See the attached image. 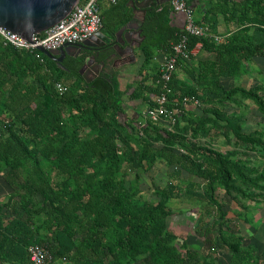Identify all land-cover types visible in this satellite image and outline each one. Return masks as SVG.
<instances>
[{"label":"trees","instance_id":"16d2710c","mask_svg":"<svg viewBox=\"0 0 264 264\" xmlns=\"http://www.w3.org/2000/svg\"><path fill=\"white\" fill-rule=\"evenodd\" d=\"M127 2L102 13L112 33L133 19ZM238 11L235 6L233 20L252 22L246 12L238 17ZM252 11L264 25V0H255ZM174 14L170 4L148 11L139 49L142 65L129 85H122L119 71L112 69L113 45L103 48L98 61L105 69L88 83L80 74L86 53L67 57L62 66L39 50L4 46L0 38V175L10 190L0 197V264H33L31 245L46 247L52 264H135L141 257L146 260L141 264L193 259L203 264L209 256L180 248L169 227L171 202L186 193L214 215L215 243L230 252L231 264H263L258 247L246 246L243 236L230 227L224 232L217 223H226L227 214L215 193L219 187L233 196L245 195L244 187L264 190V170H248L235 159L238 153L225 155L212 142L234 136L238 146L264 159V132L244 133L238 115L214 107L239 96L252 100L264 116V87L225 90L219 81L244 74L245 60L264 56V39L256 42L245 31L219 45L209 35L191 38V46L201 42L218 53L219 61L201 66L197 89L182 87L174 74L175 98L193 97L201 106L170 105L176 123L168 130L146 112L158 107L162 91L154 56L170 55L183 34L173 24ZM189 61L181 60L178 68ZM58 82L67 92L57 91ZM133 102L142 108L136 110ZM204 104L210 107L203 109ZM157 163L169 167L172 180L149 201L128 179L148 174ZM184 173L190 177L186 185L181 184Z\"/></svg>","mask_w":264,"mask_h":264},{"label":"crops","instance_id":"0c3cea01","mask_svg":"<svg viewBox=\"0 0 264 264\" xmlns=\"http://www.w3.org/2000/svg\"><path fill=\"white\" fill-rule=\"evenodd\" d=\"M136 1L142 0H128L127 6L131 8L133 18H134V10L133 4ZM157 1V0H155ZM190 7L193 9L194 17L197 22H199L202 26L208 29L209 36H211L214 40L215 45L222 44L226 41V39L231 38L238 32L245 31L249 36H253L256 42L264 39V35L262 34V30H264V25L259 24V22L255 21L257 15L255 12L252 11V5L255 0H187ZM169 4V2L165 3ZM163 5V4H159ZM158 6V5H157ZM238 7V17L244 16L246 12V17H250L252 22H239V18L233 20V9L234 7ZM111 5L104 4L102 6V12L106 13L109 11ZM136 19H142V14L138 13ZM139 22H135V25H138ZM173 24L178 27L179 29H183L185 25V17L182 14L175 13L173 15ZM213 24V25H211ZM211 25V26H210ZM217 38L220 40H217ZM246 44V42H244ZM193 51L192 57L187 64H183L179 66L175 80L181 84L184 88H195L197 89L198 84L195 81L198 79L201 81L199 77L202 72H200V68L205 63H216L219 61L218 53L211 49H206L201 42H197L195 46H191ZM70 57V56H69ZM165 57L164 52H156L154 56V61L158 65L161 66V63ZM136 61H132V57L129 55L127 59L121 58L118 54L111 60L113 61L112 69L119 71V78L122 81V85H129L133 81L136 80V73L138 69L142 65V56L139 49H136ZM244 65L246 66V71L244 74L240 76L234 77H221L219 78L220 85L225 90H230L234 87H241L244 89H251L255 86H262L264 87V56L263 55H256L250 60H245ZM105 64L101 67L96 64H92L89 70L94 71V69H100L101 72L105 69ZM95 67V68H94ZM94 68V69H93ZM108 71V70H107ZM111 71V70H110ZM91 76V74L89 75ZM195 77V79L193 78ZM89 79H93L94 76L88 77ZM236 83V84H235ZM142 104L137 102L135 104V109L139 110L142 108ZM253 110V109H252ZM257 112L261 114L258 110V107L253 110L254 116L257 115ZM133 114V112H132ZM245 114V116L240 115L239 118L242 119L244 123L242 126V130L244 133H252L254 131L260 130L259 126L262 123V117L253 118V116ZM262 115V114H261ZM253 128L255 130L251 132H246L245 129ZM159 164V163H158ZM158 164L155 165L154 169H159L160 166ZM163 163H161L162 165ZM152 169V170H154ZM165 171V170H164ZM154 172V171H153ZM151 175V174H150ZM10 192L8 185L6 184L4 178L0 175V197H5ZM254 219L250 218L249 216L245 218L243 221V226L241 228V233L245 238L246 246L254 245L258 247L259 254L262 253L264 250V240L260 239L259 232L257 233L256 227L261 229L263 227L262 221L257 222L255 220L256 217L264 218L263 215L257 214L253 212ZM212 216V224H211V233L215 235L214 222L215 217ZM247 225V226H246ZM254 225V226H252ZM263 233V232H262ZM239 234V233H238ZM214 242V243H213ZM210 242L209 246L207 247V251H203L202 248L196 246L198 253L207 254L209 255V260L213 259L214 261H218L221 264H231L232 263V255L227 252L226 248H218L219 246L216 245L215 241ZM201 245V244H199ZM209 251L213 253V255L209 254ZM223 252V253H222ZM212 256V257H211ZM262 261L264 264V256L262 257ZM193 264H202L199 260H196Z\"/></svg>","mask_w":264,"mask_h":264},{"label":"rangeland","instance_id":"374dc122","mask_svg":"<svg viewBox=\"0 0 264 264\" xmlns=\"http://www.w3.org/2000/svg\"><path fill=\"white\" fill-rule=\"evenodd\" d=\"M94 74L95 72L92 71L91 76L88 77H92ZM136 103L137 102H133L132 104L135 106ZM208 107L210 106L205 104L203 105V109ZM214 107L227 114L235 113L238 116H245V114H248L247 116L251 115L253 118L262 117L263 124L259 126V131L264 132V116L258 112L257 115L254 116L253 110L257 108V106L252 100H246L243 97L238 96L235 97L232 102H226L224 105H215ZM253 130L255 129H245L246 132H251ZM206 142L208 141L205 139L201 140V143L207 144ZM212 143L214 148L222 151L225 155H229V153H238L239 156H235V159H241L244 161L245 167L248 170H264V159L260 156V154L238 146V142L234 136H223L216 142ZM157 146L160 147L161 144H157ZM179 151L183 153L182 149ZM158 166H160L159 169L155 170L153 168L154 170H151L148 174L140 176V178H137L135 174H132L128 179L132 183L136 182L139 185L141 191L144 193L145 197L149 199V201L158 199L159 196L156 189L158 187L162 188L166 186L172 180L169 167L166 164L161 165V163H159ZM183 177L185 181L183 183L181 182V184H188L190 181L189 175L184 173ZM199 182H203V180H199ZM244 189L246 196L243 195V193H237L234 196L228 195L222 187H219L215 193L217 199L224 205V211L227 214V217L225 218L226 223H222L220 219L217 220V223L219 221L220 227L224 230V232L230 231V227L231 230H235L236 233L242 235L241 228L244 225V218L249 216L250 218L254 219L253 212L264 216V190L248 187H244ZM250 196L253 199H250ZM205 205V202H202L201 200H198L187 193L179 196L177 199H174L171 202L173 212L169 217V227L176 233L178 237L176 244L180 248L184 249V247H186L188 249H192L193 251H197L196 246H198L199 248H202L203 251H207V247H210L209 243L213 241L216 242L218 239V228L215 229V235H212L211 233L212 216L205 212ZM255 220H258V223L262 221L263 227L261 229L256 227L255 229H257V233L260 231L258 233L259 237L260 239L264 240V218L256 217ZM215 223L216 221L214 224ZM218 248L224 249L222 244ZM227 252L230 253L228 250ZM209 254L213 255V253L210 251ZM261 254L264 256V250ZM144 261H146L145 257H141L135 264H141ZM195 261L196 260L193 259L189 262V264H193ZM55 263L70 264L68 261H64V263L63 261H55ZM210 263L221 264L220 262L214 261L213 259L203 262V264Z\"/></svg>","mask_w":264,"mask_h":264},{"label":"built area","instance_id":"2783aa9c","mask_svg":"<svg viewBox=\"0 0 264 264\" xmlns=\"http://www.w3.org/2000/svg\"><path fill=\"white\" fill-rule=\"evenodd\" d=\"M121 0H81L73 11L64 20L49 30L34 35L30 40L0 27V38L4 46H12L19 50L38 51L42 47L48 51H56L65 45L79 44L91 39L104 26L102 6L104 4L116 5ZM175 13L184 15L185 25L179 41L173 45L170 55H165L161 66L162 91L158 97V107L148 109L146 117L162 128L172 130L176 123L170 105L175 106H201L198 99L193 97L175 98L171 82L181 60H190L192 57L191 38H204L209 35L208 29L197 23L193 9L187 0H169ZM220 39V38H219ZM217 38V40H219ZM220 41V40H219ZM59 93L67 92V87L56 83ZM30 260L33 264H52L53 257L49 250L40 245H31L28 248Z\"/></svg>","mask_w":264,"mask_h":264},{"label":"water","instance_id":"95a60500","mask_svg":"<svg viewBox=\"0 0 264 264\" xmlns=\"http://www.w3.org/2000/svg\"><path fill=\"white\" fill-rule=\"evenodd\" d=\"M81 0H0V27L18 34L28 40L34 35L41 34L62 20L73 11L74 7ZM169 0H142L133 4L134 18L116 33H112L106 26H103L91 39L79 44L65 45L56 51H48L42 47L38 50L63 66L67 57H79L86 53L87 58L80 74L90 83L92 80L87 74H91L88 66L99 63L98 58L103 54V48L113 45L116 53L121 58L127 59L130 55L132 61H136V49H140L145 37L142 36L143 25L148 11L159 4H165ZM142 14L138 25L136 16ZM135 37H140V43L135 42ZM94 69V68H93ZM94 77L101 73L100 69H94Z\"/></svg>","mask_w":264,"mask_h":264},{"label":"flooded vegetation","instance_id":"af4514ba","mask_svg":"<svg viewBox=\"0 0 264 264\" xmlns=\"http://www.w3.org/2000/svg\"><path fill=\"white\" fill-rule=\"evenodd\" d=\"M138 22H140V20L138 19ZM142 36H143V33H142ZM140 41H141V38L140 37H135V42L136 43H140ZM129 57V56H128ZM99 63H102V62H100L99 61ZM103 65H104V63H102ZM92 66V64L90 65V66H88V68H90ZM95 68V67H94ZM104 68H105V66H104ZM91 71V70H90ZM92 73V72H91ZM90 74H87V76H89Z\"/></svg>","mask_w":264,"mask_h":264}]
</instances>
